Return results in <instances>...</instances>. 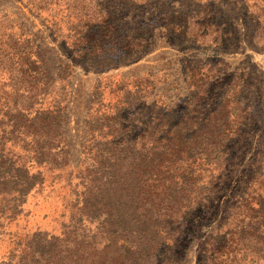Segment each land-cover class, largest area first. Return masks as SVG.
<instances>
[{
    "label": "rangeland",
    "instance_id": "rangeland-1",
    "mask_svg": "<svg viewBox=\"0 0 264 264\" xmlns=\"http://www.w3.org/2000/svg\"><path fill=\"white\" fill-rule=\"evenodd\" d=\"M167 8L193 18L149 30L154 44L136 60L115 54L112 66L91 68L79 41L88 31L82 35L72 22L99 15L124 53L130 31L139 34L133 19L141 14L119 0H0V162L42 179L21 199L0 185V263L33 264L32 236L61 234L78 216L86 187L80 171L90 157L114 149L126 118L141 125L170 102L181 111L186 72L193 61L211 58L215 77L204 112L247 67L240 72L249 90L241 139L208 195L175 219L179 228L164 239L154 264H264V215L251 209L264 199V30L250 36L248 7L237 0H173Z\"/></svg>",
    "mask_w": 264,
    "mask_h": 264
},
{
    "label": "trees",
    "instance_id": "trees-1",
    "mask_svg": "<svg viewBox=\"0 0 264 264\" xmlns=\"http://www.w3.org/2000/svg\"><path fill=\"white\" fill-rule=\"evenodd\" d=\"M119 2L125 3L132 13L142 15L133 19V23L140 22L136 25L139 34L130 31L132 46L124 53L111 40L115 31L111 34L110 26L99 25V15L87 13V20L71 24L80 28L82 35L88 31L89 36L80 37L79 41L84 44L83 54H88L84 63L91 68L112 66L117 62L115 54H131L119 61L136 60L134 55L143 54L154 44L147 38L149 30L162 25L170 29L172 20L193 18L180 16L177 8L168 9L173 0ZM237 2L248 7V24H253L248 30L250 36L264 30V0ZM37 9L41 8L32 11L39 16L41 12ZM211 60L193 61L186 72L187 95L181 111L170 102L163 111H152L141 125L136 126L126 118L129 125L120 126L125 133L122 139L114 140V149L90 157V162L80 171L86 187L78 216L69 218L61 234L32 236L33 264L155 263L164 239L172 240L170 233L179 228L175 219L185 217L208 195L219 170L227 164L228 150L241 139L239 133L246 117L243 97L249 96V90L240 72L247 67L235 72L212 109L204 112L207 86L215 77L210 72V68L216 69ZM139 125V133H130ZM40 183V173H30L24 166H13L6 160L0 162V185H9L18 198ZM251 209L264 215V199L258 209Z\"/></svg>",
    "mask_w": 264,
    "mask_h": 264
}]
</instances>
